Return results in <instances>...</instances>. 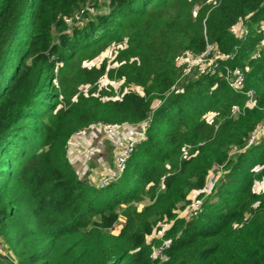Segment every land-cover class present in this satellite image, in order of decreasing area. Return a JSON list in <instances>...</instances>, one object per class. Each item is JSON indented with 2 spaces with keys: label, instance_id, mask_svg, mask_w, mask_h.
<instances>
[{
  "label": "trees",
  "instance_id": "1",
  "mask_svg": "<svg viewBox=\"0 0 264 264\" xmlns=\"http://www.w3.org/2000/svg\"><path fill=\"white\" fill-rule=\"evenodd\" d=\"M111 44L116 66L79 64ZM206 44L226 57L185 75ZM105 73L117 96L95 91ZM97 121L145 130L104 188L66 149ZM261 121L264 0H0V264H264V135L246 144ZM216 166L202 210L178 216Z\"/></svg>",
  "mask_w": 264,
  "mask_h": 264
},
{
  "label": "built area",
  "instance_id": "2",
  "mask_svg": "<svg viewBox=\"0 0 264 264\" xmlns=\"http://www.w3.org/2000/svg\"><path fill=\"white\" fill-rule=\"evenodd\" d=\"M197 10V6L195 5L193 7V12ZM230 31L232 33H235L237 35H242L246 34L247 28L241 23H236L233 24L230 27ZM188 58H191L193 60V63L200 62L199 64H193L196 65V70L199 69L200 71H205V72H210V73H215L217 67H218V61L217 59H224L226 57L225 55H221L218 53L216 47L206 44V48L202 54H199L195 56L194 58L191 56H187ZM202 61V62H201ZM226 68V81L230 88L236 92H242V89L244 87V72L241 70V68L237 67L234 68L233 70H230L229 67ZM82 89H80L81 91ZM79 93V92H78ZM78 93L76 95H78ZM76 95L74 97H76ZM245 95L247 97L245 106L247 107H253L256 104L255 101V92L253 89H249L245 92ZM232 112L234 114L240 113V108L238 106H234ZM129 124L127 122H122V123H107L103 121H97L93 122L92 124L79 128L76 130L72 136L68 138V143L66 146V149L68 151V154L71 151L72 144L74 141L81 139V137H85L87 132L92 129H98L101 128L104 132L105 135H114V133L122 128L126 127ZM264 135V121H261L256 125L254 130L250 133V136L247 139V146L251 145L254 140L259 138L260 136ZM145 137V130L142 129V131L139 133L137 137H131L127 138L125 141L122 143H118L119 147V152L116 153V156L114 158V164L112 167V170L106 172L103 174L98 182L97 185L100 188H104L109 182L111 181H116L119 177L121 172L123 171V168L125 166V162L128 158V156L134 151L135 147L141 143L142 139ZM215 181V179H214ZM213 183L211 184L210 187L207 189L205 187L202 189L205 193H209L213 187ZM196 191H193L192 194H194ZM190 203L187 204L185 207H183L181 210L178 212V216H185V217H191V216H196L198 213L202 210V198L198 197V193L192 197L191 199L189 198ZM1 243V242H0ZM169 246V241H163V244L158 246L156 249V253L162 252L164 248H167ZM3 245L1 244L0 246V251H2L4 254L3 250ZM0 254H2L0 252ZM2 254V255H4Z\"/></svg>",
  "mask_w": 264,
  "mask_h": 264
},
{
  "label": "rangeland",
  "instance_id": "3",
  "mask_svg": "<svg viewBox=\"0 0 264 264\" xmlns=\"http://www.w3.org/2000/svg\"><path fill=\"white\" fill-rule=\"evenodd\" d=\"M116 47L112 46V44L105 49L103 52L91 57L86 58L81 61L79 64L81 66L86 67H98L102 62H105L106 70L116 66V63L113 59ZM183 67L185 68V75L194 74L196 71V65L200 62H194L191 58L184 57L182 59ZM202 62V61H201ZM67 77L66 80H69L70 73L66 72ZM182 74V71H181ZM114 86L115 95L117 96L120 94V89L117 86V83L111 80L108 77V74L105 73L99 77V80L96 83L95 91H111L113 90L110 86ZM88 85L80 86V89L84 90L87 89ZM97 93V92H96ZM106 96H103L105 98ZM99 130H94L88 138L81 137L78 141H74L72 144L71 151L69 155L76 157V159L72 162L74 167L78 170L81 176L86 177V179L92 181L93 183H97L99 178L105 174L106 172L112 170L114 164V158L116 153L119 152L118 143H122L127 138L137 137L139 133L142 131V126H127L125 128L118 129L114 135H105L101 128ZM92 142H96L93 144ZM247 144V143H246ZM237 151V150H236ZM71 156V157H72ZM221 167V166H220ZM216 169L209 172V175L206 180V189L211 186L214 181V177L216 176L215 173L218 172L219 168L216 166ZM202 190L196 191L194 194L192 192L188 195L191 199L197 193L201 192ZM165 226V224H163ZM152 236L149 237L151 239ZM1 242V241H0ZM1 246V243H0ZM4 250V249H3ZM4 254L2 251H0ZM6 253V251L4 250ZM0 254V255H2ZM156 254V251H155Z\"/></svg>",
  "mask_w": 264,
  "mask_h": 264
},
{
  "label": "crops",
  "instance_id": "4",
  "mask_svg": "<svg viewBox=\"0 0 264 264\" xmlns=\"http://www.w3.org/2000/svg\"><path fill=\"white\" fill-rule=\"evenodd\" d=\"M234 91V90H233ZM236 92V91H235ZM142 127H143V125H141ZM76 141H78V140H76ZM73 155V154H72ZM72 155H69V159L71 160V162H73L74 160H72V159H76V157H74V156H72ZM72 156V157H71ZM78 171V170H77ZM79 173V172H78Z\"/></svg>",
  "mask_w": 264,
  "mask_h": 264
},
{
  "label": "clouds",
  "instance_id": "5",
  "mask_svg": "<svg viewBox=\"0 0 264 264\" xmlns=\"http://www.w3.org/2000/svg\"><path fill=\"white\" fill-rule=\"evenodd\" d=\"M75 96V95H74Z\"/></svg>",
  "mask_w": 264,
  "mask_h": 264
}]
</instances>
